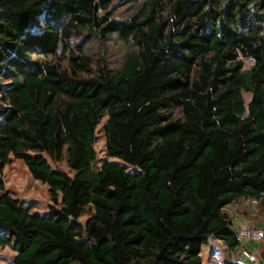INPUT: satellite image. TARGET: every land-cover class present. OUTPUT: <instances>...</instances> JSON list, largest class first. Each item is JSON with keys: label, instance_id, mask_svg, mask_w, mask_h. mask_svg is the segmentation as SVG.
Instances as JSON below:
<instances>
[{"label": "trees", "instance_id": "trees-1", "mask_svg": "<svg viewBox=\"0 0 264 264\" xmlns=\"http://www.w3.org/2000/svg\"><path fill=\"white\" fill-rule=\"evenodd\" d=\"M115 1L0 0V247L13 264H203L212 238L249 246L248 212L229 208L264 206V0H141L126 17ZM84 38L132 49L111 68ZM14 159L48 185L50 212L6 188Z\"/></svg>", "mask_w": 264, "mask_h": 264}, {"label": "rangeland", "instance_id": "rangeland-1", "mask_svg": "<svg viewBox=\"0 0 264 264\" xmlns=\"http://www.w3.org/2000/svg\"><path fill=\"white\" fill-rule=\"evenodd\" d=\"M140 1L141 0H116L114 2L113 11L118 17H126L132 11L133 5ZM82 44L86 52L90 54L94 64L101 61L105 62L111 68L121 67L132 49L131 44L125 43L118 38L110 40L105 44H100L98 41L90 38H84ZM246 63L247 66L251 65V62L247 61ZM64 64H66V62H64ZM245 97L247 100L250 98L248 94H245ZM105 122L106 118H104L98 126V140L96 144L99 156L102 158L106 157L107 154L103 130ZM61 167L68 170L65 163H61ZM1 176L6 188L9 189L15 197L21 199L25 205H32L33 211H39L41 213L50 212L49 205L52 204V200L48 185L35 180L22 160L14 159L11 164L4 168ZM253 204L254 203L250 200L239 201L229 208V213L236 218L237 221L243 217L242 214L247 211L248 222L240 223L242 226L264 227V206L257 205L254 208ZM87 218V215L84 216L82 221H85ZM247 248L259 251L264 249V245L251 243ZM16 254V251L10 247H0V264H13ZM240 257V250L230 251L225 242L213 238L202 248L203 264H226L229 259L237 260ZM241 259L249 264H259L250 263L244 257H241Z\"/></svg>", "mask_w": 264, "mask_h": 264}, {"label": "built area", "instance_id": "built-area-1", "mask_svg": "<svg viewBox=\"0 0 264 264\" xmlns=\"http://www.w3.org/2000/svg\"><path fill=\"white\" fill-rule=\"evenodd\" d=\"M238 235L249 244L258 243L264 245V227L240 225L238 228ZM240 252L241 257H244L248 262L264 264V249L254 251L244 246L240 249Z\"/></svg>", "mask_w": 264, "mask_h": 264}, {"label": "crops", "instance_id": "crops-1", "mask_svg": "<svg viewBox=\"0 0 264 264\" xmlns=\"http://www.w3.org/2000/svg\"><path fill=\"white\" fill-rule=\"evenodd\" d=\"M239 225H242V224H239Z\"/></svg>", "mask_w": 264, "mask_h": 264}]
</instances>
